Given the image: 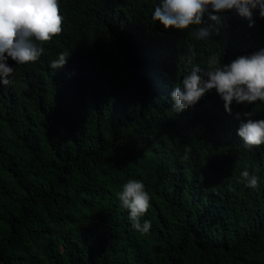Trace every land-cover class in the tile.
<instances>
[{
  "label": "trees",
  "instance_id": "16d2710c",
  "mask_svg": "<svg viewBox=\"0 0 264 264\" xmlns=\"http://www.w3.org/2000/svg\"><path fill=\"white\" fill-rule=\"evenodd\" d=\"M0 264H264V0H0Z\"/></svg>",
  "mask_w": 264,
  "mask_h": 264
}]
</instances>
